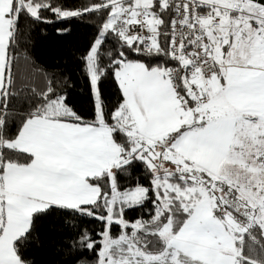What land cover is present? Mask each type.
I'll return each mask as SVG.
<instances>
[{
    "label": "snow or ice",
    "instance_id": "6c2138e0",
    "mask_svg": "<svg viewBox=\"0 0 264 264\" xmlns=\"http://www.w3.org/2000/svg\"><path fill=\"white\" fill-rule=\"evenodd\" d=\"M44 13L102 17L90 119L16 71L21 24ZM56 213L102 225L78 231L75 264H264V0H0V264H31Z\"/></svg>",
    "mask_w": 264,
    "mask_h": 264
},
{
    "label": "trees",
    "instance_id": "16d2710c",
    "mask_svg": "<svg viewBox=\"0 0 264 264\" xmlns=\"http://www.w3.org/2000/svg\"><path fill=\"white\" fill-rule=\"evenodd\" d=\"M63 6L82 8L93 0H60ZM51 23L22 22L17 50V69L21 82L31 83L39 91L48 80L58 91L66 93L71 106L85 118L93 113V96L85 75L83 56L92 45L101 25L102 17L89 13L82 17L59 20L52 13H44ZM58 29L66 31H57ZM111 48V45H107ZM105 103L115 105L120 97L114 81L107 79L103 85ZM17 110L24 105L16 104ZM134 177H140L147 184L143 172L137 169ZM134 182V181H133ZM131 183L122 178V184ZM151 205H146L150 208ZM145 215L140 210H132L128 219ZM146 218V217H145ZM102 225L90 218L69 219L59 213L43 217L36 226L32 239L24 251L31 264H75L74 253L69 245L78 231L99 232ZM118 232V228H114ZM259 251V245L256 246Z\"/></svg>",
    "mask_w": 264,
    "mask_h": 264
}]
</instances>
